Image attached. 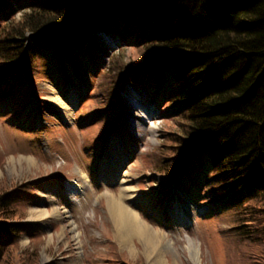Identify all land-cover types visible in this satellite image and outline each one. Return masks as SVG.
Returning <instances> with one entry per match:
<instances>
[{"label": "rangeland", "instance_id": "1", "mask_svg": "<svg viewBox=\"0 0 264 264\" xmlns=\"http://www.w3.org/2000/svg\"><path fill=\"white\" fill-rule=\"evenodd\" d=\"M113 47L109 54L118 53ZM98 55L107 61L103 51ZM135 55L129 47L125 62ZM99 65L84 63L79 75L68 56L47 43L24 77L0 81V193L19 188L15 205L27 224L0 264H150L139 237L128 248L120 245L111 197H121L160 231L171 264H264V246L237 235L232 202L218 200L217 188L202 175L208 163L189 171L197 172V183L186 175L183 183L166 184L169 177L154 169L165 132L168 139V131H178L159 99L128 80L107 84ZM63 106L73 114L63 115ZM117 159L125 165L120 177L105 176V163L111 168ZM122 187L132 190L121 195Z\"/></svg>", "mask_w": 264, "mask_h": 264}, {"label": "trees", "instance_id": "2", "mask_svg": "<svg viewBox=\"0 0 264 264\" xmlns=\"http://www.w3.org/2000/svg\"><path fill=\"white\" fill-rule=\"evenodd\" d=\"M99 30L122 43L111 61L98 55L108 54ZM47 43L78 68L99 61L107 84L128 80L159 99L178 131L165 132L154 169L172 184L208 163L202 175L218 197L229 192L237 235L264 246V0H0L3 84ZM129 47L138 55L125 62ZM19 194L0 193V262L27 231Z\"/></svg>", "mask_w": 264, "mask_h": 264}, {"label": "bare ground", "instance_id": "3", "mask_svg": "<svg viewBox=\"0 0 264 264\" xmlns=\"http://www.w3.org/2000/svg\"><path fill=\"white\" fill-rule=\"evenodd\" d=\"M61 108L63 109V111L61 112L63 115H69L70 113L73 114V111H70L72 110V108H70L69 106H63ZM67 109L70 112L65 111ZM115 149L116 145L114 143L111 145L110 143L108 150L111 152H115ZM124 166V164H121V159H117L116 162L113 163L111 168L107 166V163H105V176L113 175V177H120V171L124 168ZM186 175L187 174H183L179 178V182H183L188 179ZM85 177H88V175L86 173H82L80 179L84 182ZM131 190L132 189L130 188L128 189L127 187H122L120 194H126ZM120 198L111 197L109 203L113 211L112 215L116 229V237L120 241V245L123 248H128L130 243L132 242L133 237L137 236L144 246V253L146 255L147 261L150 264H171L169 259L167 258V249H169L170 244L167 241H164V238L161 235L160 231L147 225L139 216V214L133 209H129V207L125 206L123 204V200H120ZM63 211L69 212V210L67 209H64ZM59 213H61V211H59Z\"/></svg>", "mask_w": 264, "mask_h": 264}]
</instances>
